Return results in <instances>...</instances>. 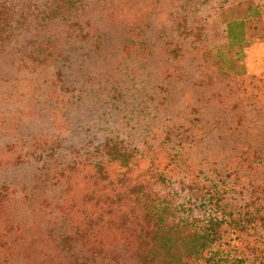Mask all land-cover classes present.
Returning <instances> with one entry per match:
<instances>
[{
	"label": "trees",
	"instance_id": "obj_1",
	"mask_svg": "<svg viewBox=\"0 0 264 264\" xmlns=\"http://www.w3.org/2000/svg\"><path fill=\"white\" fill-rule=\"evenodd\" d=\"M203 2L192 0L187 7L181 0L173 6L170 26L162 25L154 42L155 55L153 44L141 36L148 22L126 21L122 0H0V48L17 67L24 57L53 63L59 87L50 95L54 104L48 112L35 109L32 101L0 111V264H264L262 157L248 161L242 177L250 194L237 200L228 195L235 188L200 180V170L190 166L172 180L167 169L178 166L182 154L166 143L172 129L149 130L158 124L152 120L145 128L140 115L128 131L123 122L124 110L149 104V98H133L136 89L145 92L150 69L129 62L154 57L164 78L181 73L182 60H188L187 69L191 62L200 64L209 49L221 55L235 49L244 58L254 39L264 40L258 25L264 0H211L217 18L210 47L197 14ZM95 16L124 33L109 58L114 68L104 69L106 78H99L104 84L90 96L91 104L85 82L72 83L66 66L72 50L92 59L100 54L107 33L94 26ZM109 59L102 52L101 60ZM106 83L110 94L101 98ZM201 99L202 106L192 111L208 108L211 120L229 114L220 93L208 98L204 92ZM118 100L123 105L112 107ZM85 113L94 114L92 121H80ZM234 120L236 127L240 115ZM190 121L202 123L199 116ZM218 127L211 125V133L225 129ZM76 137L78 142L65 143ZM248 148L260 152L259 146ZM177 188L185 192L181 198Z\"/></svg>",
	"mask_w": 264,
	"mask_h": 264
},
{
	"label": "rangeland",
	"instance_id": "obj_2",
	"mask_svg": "<svg viewBox=\"0 0 264 264\" xmlns=\"http://www.w3.org/2000/svg\"><path fill=\"white\" fill-rule=\"evenodd\" d=\"M180 2L181 0H122L120 10L126 21L130 23L148 22V27H145L141 36L146 39L147 43L153 44L154 54L157 55L156 50L159 46L155 43L159 40L160 27L170 26L171 9ZM191 3L192 0H186L187 7H190ZM211 3H213L211 0H206L198 4L197 13L202 24L206 26L204 41L210 47L211 25L217 18V16L214 18L211 13ZM230 8L234 10L233 6L228 5L227 9ZM138 10L141 12L137 13ZM102 18L103 16L97 20L95 16L93 22L98 30H104L107 33V36L102 39L103 48L100 54L95 59L91 56L87 58L74 50L67 54L69 63L66 66L68 68L66 77L72 83L80 80L85 82V90L88 91L85 98L91 104L95 100L90 96L104 84L99 79L106 78L103 74L104 69L114 68V63L109 58L114 54L115 47L119 45L121 35L124 33L121 26L105 25ZM258 25L264 29V16ZM261 34H264V30ZM21 52H26V47H23ZM102 52L105 60L109 59V61L101 60ZM223 53L221 55L215 51V48L209 49L200 59V64L190 63L191 69L185 67L188 60H182L180 64L183 68L178 67L177 70L181 73H172L164 78L161 77L162 73L160 71L157 73L155 69L157 62L154 57L129 62V66H136L140 64L139 62H143L146 68L150 69L151 76L149 74L145 92L136 89L133 98L134 101L149 98L147 100L149 104L146 106L144 102L138 103L139 111L136 112L124 110L123 122L128 131L138 124L140 115L145 128L151 126L152 120L158 124L154 126V129L149 130L162 134L165 130L172 129V133L168 135L170 139L166 143L171 145V148L176 147L182 150V154L177 155L179 165L174 166L173 169H167V174L173 181L180 177L181 167L190 166V168L200 170V180L209 178L218 180L221 185L231 186L235 190L229 189L228 195L237 196V200H242L250 194L247 178L242 177L247 170L248 161L256 162L258 157H262L259 162L264 166V58L262 69L255 72L253 71L257 69L255 60H249L245 65V57L238 56L235 49L224 50ZM15 64H18L16 59L0 48V111L6 112L13 107H23L26 101H32L35 109L43 113L48 112L54 104L50 95L53 96L59 89L57 78H55V65H52L53 63L39 64L30 61L27 57L20 58L19 67ZM30 65L34 67L30 68ZM105 85L106 87L100 91L101 98H106L110 94L106 89L109 83ZM136 86L138 88L139 81L138 84H133L132 88ZM147 86L150 94L147 92ZM10 92L12 95L7 96ZM204 92L208 98L211 92L220 93L221 103L229 104L231 107L229 114L221 112L219 115L223 114L222 117L218 116L216 120H211L208 108L205 111L203 109L192 111V106H202L201 96ZM185 102L186 107H184ZM122 105L118 100L112 107L119 108ZM206 105L207 103L204 104L205 107ZM86 110L92 112L89 108ZM237 114L240 115L241 121L235 127L234 117ZM93 116L94 114H89L87 117L85 113L80 121L88 123L92 121ZM195 116L200 117L201 125L199 122L192 124L190 119ZM72 117H74L73 114ZM211 125L225 127V129L217 137L215 133H211ZM106 128L110 130L108 131L110 135L114 134L112 126L107 125ZM103 133L104 131L101 130L98 134L101 136ZM79 138L67 139L65 143L78 142ZM254 146L260 147L259 153L262 156H259V153H251L248 147L253 148ZM177 190L181 198L185 192L178 188ZM186 193L190 194V190Z\"/></svg>",
	"mask_w": 264,
	"mask_h": 264
},
{
	"label": "crops",
	"instance_id": "obj_3",
	"mask_svg": "<svg viewBox=\"0 0 264 264\" xmlns=\"http://www.w3.org/2000/svg\"><path fill=\"white\" fill-rule=\"evenodd\" d=\"M245 65L248 64L249 60H255L257 63V69L253 70L259 72L262 68L264 58V40L254 39L246 48H245ZM247 61V63H246Z\"/></svg>",
	"mask_w": 264,
	"mask_h": 264
}]
</instances>
